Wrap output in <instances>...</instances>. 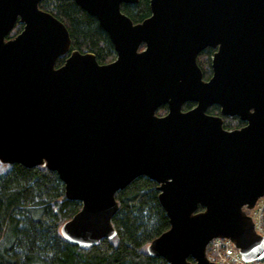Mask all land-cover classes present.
I'll list each match as a JSON object with an SVG mask.
<instances>
[{
	"label": "water",
	"instance_id": "obj_1",
	"mask_svg": "<svg viewBox=\"0 0 264 264\" xmlns=\"http://www.w3.org/2000/svg\"><path fill=\"white\" fill-rule=\"evenodd\" d=\"M40 1L0 0V163L56 173L81 205L62 238L84 251L113 240L115 193L146 177L169 221L149 257L215 264L206 247L223 238L244 261L263 260L244 208L264 196V0H149L138 24L121 11L138 0H73L113 47L104 65L71 50ZM206 48L215 50L208 80L196 63ZM213 105L219 116L207 114ZM222 117L244 126L227 130Z\"/></svg>",
	"mask_w": 264,
	"mask_h": 264
},
{
	"label": "trees",
	"instance_id": "obj_2",
	"mask_svg": "<svg viewBox=\"0 0 264 264\" xmlns=\"http://www.w3.org/2000/svg\"><path fill=\"white\" fill-rule=\"evenodd\" d=\"M38 7L58 19L69 32L71 50L92 53L100 65L115 59L113 47L96 19L80 9L73 0H41ZM121 11L134 24L150 16L149 0L121 5ZM22 30L16 23L6 39ZM140 46L139 50H142ZM215 50L206 48L196 59L203 79L211 76V58ZM69 54L59 57L55 68L63 65ZM194 105L186 103L182 111ZM166 107L157 110L163 116ZM207 114L219 116L213 105ZM227 130L243 125L237 117H222ZM7 166L0 174V264H167L151 258L147 245L169 229L168 218L159 203L157 184L138 177L115 193L118 211L112 219L116 231L113 240H102L87 251L66 242L60 227L81 208L77 201L66 199L64 185L45 167ZM203 210L198 207V211ZM193 262L191 258L188 259Z\"/></svg>",
	"mask_w": 264,
	"mask_h": 264
},
{
	"label": "built area",
	"instance_id": "obj_3",
	"mask_svg": "<svg viewBox=\"0 0 264 264\" xmlns=\"http://www.w3.org/2000/svg\"><path fill=\"white\" fill-rule=\"evenodd\" d=\"M259 202L250 212V216L254 222L255 231L264 238V202L263 204ZM206 258L215 264H264V259L260 262L244 261L239 250L233 246L231 241L222 238H215L209 242L206 248Z\"/></svg>",
	"mask_w": 264,
	"mask_h": 264
},
{
	"label": "rangeland",
	"instance_id": "obj_4",
	"mask_svg": "<svg viewBox=\"0 0 264 264\" xmlns=\"http://www.w3.org/2000/svg\"><path fill=\"white\" fill-rule=\"evenodd\" d=\"M113 61H114V60H113ZM110 63H111V62H110ZM165 114H166V113H165ZM232 130H233V129H232ZM0 165H5V164H1V163H0ZM6 165H7V164H6ZM7 169H8L7 166H0V174L6 172ZM263 202H264V199H262L259 203L263 204Z\"/></svg>",
	"mask_w": 264,
	"mask_h": 264
},
{
	"label": "flooded vegetation",
	"instance_id": "obj_5",
	"mask_svg": "<svg viewBox=\"0 0 264 264\" xmlns=\"http://www.w3.org/2000/svg\"><path fill=\"white\" fill-rule=\"evenodd\" d=\"M243 126H244V123H243V125L241 127H243ZM241 127H239V128H241ZM239 128H236V129H239Z\"/></svg>",
	"mask_w": 264,
	"mask_h": 264
}]
</instances>
